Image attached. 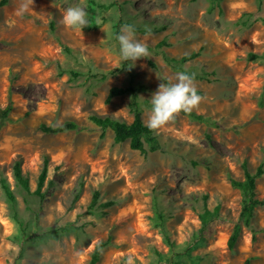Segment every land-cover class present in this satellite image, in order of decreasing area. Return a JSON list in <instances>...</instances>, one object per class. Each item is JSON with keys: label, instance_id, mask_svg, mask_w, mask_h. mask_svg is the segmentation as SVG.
Wrapping results in <instances>:
<instances>
[{"label": "rangeland", "instance_id": "374dc122", "mask_svg": "<svg viewBox=\"0 0 264 264\" xmlns=\"http://www.w3.org/2000/svg\"><path fill=\"white\" fill-rule=\"evenodd\" d=\"M20 2L0 6V109L10 106L0 127V264H87L106 238L96 264H264V0H34L17 15ZM75 5L88 12L82 31L62 23ZM125 24L150 57L121 60ZM191 52L181 67L194 75L203 100L193 112L203 120L180 112L146 153L90 120L130 122V92L106 102L110 87L130 86L146 123L158 86L182 72L165 56ZM64 122L77 128L41 129ZM17 162L29 191L14 176ZM259 166L263 204L246 225L231 180ZM215 208L203 228L201 215Z\"/></svg>", "mask_w": 264, "mask_h": 264}, {"label": "trees", "instance_id": "16d2710c", "mask_svg": "<svg viewBox=\"0 0 264 264\" xmlns=\"http://www.w3.org/2000/svg\"><path fill=\"white\" fill-rule=\"evenodd\" d=\"M6 1L7 0H0V6L4 5ZM111 5H112L111 3L102 4L100 5V7L107 8ZM196 55L197 54L195 52H191L188 54H184L178 58L172 56H165L164 60L173 69L185 72L181 67L182 64L185 61L192 59ZM69 74L72 77H77L79 75V72L70 70ZM126 92H130L132 95V100L130 102L132 120L130 122L120 121L118 119H114L109 116H99V115H91L90 120L96 126H98L102 132H104L106 129H110L113 133V140L116 143L128 141L129 147L131 149L138 150L141 153H146L148 151H155L159 149L160 144L156 134L154 133V131L149 130V128L146 126V123H144V121L142 120L139 104L138 101L136 100L137 95L132 87L130 86L126 88L115 87V86L110 87L106 95V102H108L112 97L125 94ZM9 111H10V106H6L3 109H0V127L2 126L3 121L7 118ZM182 113L188 115L190 118L195 120L204 119L201 114L195 113L193 111L190 113H185L182 111ZM75 128H77V125L72 122H64L54 127L41 125V129L43 131L51 132V133L62 132L65 130L75 129ZM13 173L20 186L24 190L29 191L28 179L22 174L19 162L15 163L13 168ZM260 174H261L260 166L257 168L255 173H250L248 170L244 169L243 179L231 180V185L237 188L242 195L240 217L243 218V221L246 225L249 224L250 219L253 217L255 207L263 204V201L255 196V184H256L255 180ZM45 178H46V165L44 164L42 170L38 175L36 189L34 190V193L38 195L39 198L43 197V194L40 192V189L43 185ZM4 190L7 197L11 201H13L14 200L13 194L5 186H4ZM97 198H98V191H94L92 200L90 202V206L94 205ZM156 214L159 215V212L156 211ZM216 216H217V208H215L212 212L205 210L201 215L202 227L205 228L212 219L216 218ZM52 232H54V230H52ZM239 234H240V225L236 224L233 227L231 234L228 238L229 247H233L235 245ZM167 241L169 242V245H172V242L168 237H167ZM110 242H111L110 238H106L105 240L98 241L97 244L94 246V249L91 253L90 259L87 264H96L100 259V255L103 247L108 245ZM243 264H251L250 258L245 259Z\"/></svg>", "mask_w": 264, "mask_h": 264}, {"label": "clouds", "instance_id": "9594fccd", "mask_svg": "<svg viewBox=\"0 0 264 264\" xmlns=\"http://www.w3.org/2000/svg\"><path fill=\"white\" fill-rule=\"evenodd\" d=\"M34 0H21L17 15H23L33 9ZM65 27L81 30L90 24L88 12L80 5L70 6L62 14ZM116 39L119 42V54L122 61L135 62L141 57H150L148 45L137 39L135 29L130 24L121 27ZM203 97L198 94L194 75L178 72L175 82L161 83L152 95L151 109L148 112L146 126L155 131L175 120L180 112L190 113L198 108Z\"/></svg>", "mask_w": 264, "mask_h": 264}]
</instances>
